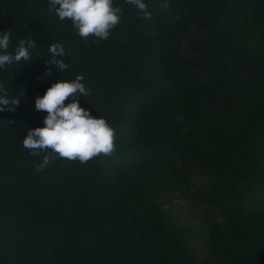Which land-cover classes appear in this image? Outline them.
Listing matches in <instances>:
<instances>
[{
  "label": "trees",
  "instance_id": "trees-1",
  "mask_svg": "<svg viewBox=\"0 0 264 264\" xmlns=\"http://www.w3.org/2000/svg\"><path fill=\"white\" fill-rule=\"evenodd\" d=\"M0 264H264V0H0Z\"/></svg>",
  "mask_w": 264,
  "mask_h": 264
},
{
  "label": "rangeland",
  "instance_id": "rangeland-1",
  "mask_svg": "<svg viewBox=\"0 0 264 264\" xmlns=\"http://www.w3.org/2000/svg\"><path fill=\"white\" fill-rule=\"evenodd\" d=\"M156 207L172 223L187 228L192 233L196 232L197 218L203 207L195 202L189 190L179 189L167 194L165 199L156 202ZM206 209L214 215L215 221H220L216 209ZM191 248L200 260L208 259L205 250L198 244L192 243Z\"/></svg>",
  "mask_w": 264,
  "mask_h": 264
}]
</instances>
